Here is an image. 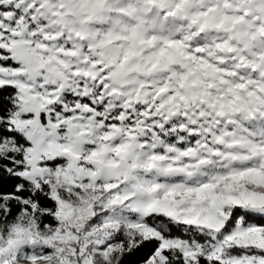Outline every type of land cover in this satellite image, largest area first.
<instances>
[{
	"label": "snow or ice",
	"instance_id": "obj_1",
	"mask_svg": "<svg viewBox=\"0 0 264 264\" xmlns=\"http://www.w3.org/2000/svg\"><path fill=\"white\" fill-rule=\"evenodd\" d=\"M0 264H264V0H0Z\"/></svg>",
	"mask_w": 264,
	"mask_h": 264
}]
</instances>
